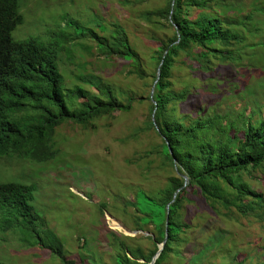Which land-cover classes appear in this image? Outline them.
<instances>
[{
	"label": "trees",
	"instance_id": "trees-1",
	"mask_svg": "<svg viewBox=\"0 0 264 264\" xmlns=\"http://www.w3.org/2000/svg\"><path fill=\"white\" fill-rule=\"evenodd\" d=\"M250 2L166 0L164 7L145 13L156 31L165 25L171 31L150 37L155 67L145 98L149 102L146 128L159 137L157 153L163 156L162 165L170 163L172 172L157 196L142 190L145 204L136 217L137 229L153 224V234L148 236L153 248L147 253L131 249L111 231L110 246L117 250L114 264H150L165 234L166 243L154 264H165L171 253L183 256L177 247L193 235L188 230L189 216L198 205L226 218L231 210L259 219L264 216V195L247 182V178L257 179V171L264 172V109L234 108L222 102L234 93V83L247 84L252 74L260 72L245 50L256 45L246 35L257 33L254 16L264 8L250 10ZM20 7V0H0V159L16 156L40 163L55 157L53 135L62 122L87 121L88 125L101 116L129 111L135 98L122 100L100 80L87 81L95 93L78 86L64 88L57 63L62 44L54 47L34 37L12 39V31L23 22ZM116 28L109 39L87 29V41L103 57H122L131 64V72L145 80L143 61L125 31ZM34 191L33 185L0 182V219H4L0 229H16L20 219L30 224L39 219L32 205ZM28 232L33 236L29 246L39 245L63 264H73L63 257L60 238L42 222ZM251 251L250 260L264 264V242Z\"/></svg>",
	"mask_w": 264,
	"mask_h": 264
},
{
	"label": "rangeland",
	"instance_id": "rangeland-1",
	"mask_svg": "<svg viewBox=\"0 0 264 264\" xmlns=\"http://www.w3.org/2000/svg\"><path fill=\"white\" fill-rule=\"evenodd\" d=\"M165 4L166 0H20L23 22L11 37L16 41L34 37L54 47L62 44L57 63L64 88L78 86L95 93L87 81L95 84L100 80L122 100L128 96L135 99L129 111L101 116L88 125L87 121L62 122L53 135L57 150L53 159L40 163L16 156L0 159V182L33 185L32 205L39 214L34 224L20 219L16 229H0L1 263L63 264L48 249L28 245L33 240L28 230L38 228L41 222L60 238L63 257L73 264H114L117 250L110 246L111 231L131 249L147 253L153 248L148 238L153 224H147L143 231L137 229L136 217L145 204L141 194L143 190L157 196L167 185L172 167L169 162L162 165L163 156L157 153L160 139L146 128L149 102L145 97L155 67L150 58L155 49L150 37L171 31L165 21L152 16L165 25L156 31L145 13ZM257 8H264V0H251L249 9ZM254 18L258 31L246 36L256 45L245 52L260 72L256 71V76L247 73V84L234 83V93L222 100L224 106L264 109V9ZM116 26L125 31L143 61L145 80L132 73L131 64L122 57H103L93 42L88 43L87 29L109 39ZM141 95L144 97L139 100ZM255 176L257 179L247 178V182L264 195V172L257 171ZM195 208L189 210H194L193 216L188 215V230L193 235L177 247L183 256L171 253L165 264H236L243 258L245 264H257L250 260L251 250L264 242V216L259 219L252 213L231 210L226 218L214 215L207 207ZM3 221L0 219V227Z\"/></svg>",
	"mask_w": 264,
	"mask_h": 264
},
{
	"label": "water",
	"instance_id": "water-1",
	"mask_svg": "<svg viewBox=\"0 0 264 264\" xmlns=\"http://www.w3.org/2000/svg\"><path fill=\"white\" fill-rule=\"evenodd\" d=\"M162 62V61H161ZM161 64V63H160ZM158 74H159V67H158V69H157V76H158ZM152 91L153 90H151V96H152ZM169 152L171 153V150L169 149ZM184 179L186 180V177L184 176ZM176 194V193H175ZM175 194H174V196H175ZM167 208H168V205L166 206ZM167 224V223H166ZM166 240H167V234H165V237H164V239H163V241L160 243V244H158V249H157V252L155 253V255L152 257V260H151V262H150V264H154V262H155V260L157 259V257L160 255V253H161V251H162V249H163V247H164V245H165V243H166Z\"/></svg>",
	"mask_w": 264,
	"mask_h": 264
}]
</instances>
